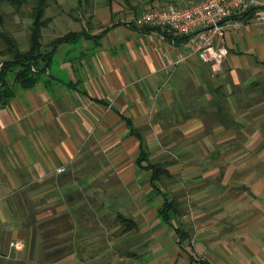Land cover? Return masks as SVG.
Returning <instances> with one entry per match:
<instances>
[{
  "label": "crops",
  "instance_id": "obj_1",
  "mask_svg": "<svg viewBox=\"0 0 264 264\" xmlns=\"http://www.w3.org/2000/svg\"><path fill=\"white\" fill-rule=\"evenodd\" d=\"M169 1L199 0L100 15L54 49L34 87L12 82L0 264H264V21L237 13L215 69L192 37L130 23ZM142 140L164 183L138 163Z\"/></svg>",
  "mask_w": 264,
  "mask_h": 264
},
{
  "label": "trees",
  "instance_id": "obj_2",
  "mask_svg": "<svg viewBox=\"0 0 264 264\" xmlns=\"http://www.w3.org/2000/svg\"><path fill=\"white\" fill-rule=\"evenodd\" d=\"M34 1L35 5L31 11L33 24L31 28V46L29 49H21L17 39L7 34L3 35L6 47L0 49V104H3L14 95L15 92L13 91L12 82L17 83L23 89L34 87L41 79L40 74L46 72L52 64L54 49L63 43L75 41L79 37H82L86 34L84 31H70L54 40L52 42L54 49L52 51L46 52L44 50L42 32L43 29L47 27L53 20L52 16H46L51 0ZM26 2L27 0H0V26L3 24L2 11L5 5H10L20 9L23 5H25ZM80 2L81 4H83V2L89 3V0H80ZM259 8L262 7H254L250 10L257 11ZM130 23L138 28L156 27H139L134 21H131ZM142 149L143 150L138 163L142 167L152 171L153 180L164 183L166 177H171L166 165L162 162H152L149 159V151H147L144 147L143 140ZM170 204L171 203L166 202L161 210V216L166 223H171L172 221ZM122 220L127 221L128 219L122 218ZM177 232L179 233L181 239L180 244L182 247H185L184 244L190 239L188 232L183 229H177Z\"/></svg>",
  "mask_w": 264,
  "mask_h": 264
},
{
  "label": "built area",
  "instance_id": "obj_3",
  "mask_svg": "<svg viewBox=\"0 0 264 264\" xmlns=\"http://www.w3.org/2000/svg\"><path fill=\"white\" fill-rule=\"evenodd\" d=\"M261 4V0H199L186 6L171 4L151 9L137 16L134 22L139 27H162L175 34L192 37L199 58L219 69L226 50L217 45V40L222 39L227 32L241 29L243 21L237 13L261 7ZM256 19L264 21V8L257 10ZM64 169L63 167L59 171Z\"/></svg>",
  "mask_w": 264,
  "mask_h": 264
},
{
  "label": "rangeland",
  "instance_id": "obj_4",
  "mask_svg": "<svg viewBox=\"0 0 264 264\" xmlns=\"http://www.w3.org/2000/svg\"><path fill=\"white\" fill-rule=\"evenodd\" d=\"M139 2L141 0H89V3L83 2L81 4L80 0H51L46 16H52L53 20L42 32L44 50L46 52L52 51L54 49L52 42L70 31H79L84 27L86 30L90 29L88 27L92 29L94 25L104 23L105 21L100 18V15L105 16V14L112 12L124 15L126 7L129 8V6ZM167 3L176 5L171 1ZM34 5V0H27L20 9L10 5L4 6L2 11L3 24L0 26V49L6 47L4 34L17 39L21 49H29L33 24L31 11ZM261 7L264 8V6ZM75 47L79 49L82 46L79 44ZM67 55L70 56V53H66ZM18 247L21 246L18 245Z\"/></svg>",
  "mask_w": 264,
  "mask_h": 264
}]
</instances>
